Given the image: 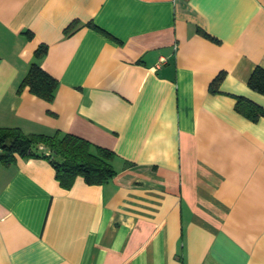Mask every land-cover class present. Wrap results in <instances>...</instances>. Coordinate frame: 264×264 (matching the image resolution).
<instances>
[{
    "label": "crops",
    "instance_id": "0c3cea01",
    "mask_svg": "<svg viewBox=\"0 0 264 264\" xmlns=\"http://www.w3.org/2000/svg\"><path fill=\"white\" fill-rule=\"evenodd\" d=\"M33 61L50 103L17 93ZM257 66L264 0H0V127L84 138L116 171L64 189L46 159L0 162V264H264V116L235 111L264 109Z\"/></svg>",
    "mask_w": 264,
    "mask_h": 264
},
{
    "label": "trees",
    "instance_id": "16d2710c",
    "mask_svg": "<svg viewBox=\"0 0 264 264\" xmlns=\"http://www.w3.org/2000/svg\"><path fill=\"white\" fill-rule=\"evenodd\" d=\"M89 26L99 30L92 24ZM71 28L72 24L67 31ZM46 51L45 46H39L34 53L35 59L43 57ZM222 79L221 74L209 84L211 93L217 92ZM247 85L251 90L264 95V68L255 67ZM57 87L58 81L43 70L37 61H33L18 85L17 93L27 89L31 94L50 103L55 97ZM235 111L251 121L264 116V109L243 97L237 98ZM15 155L25 159H46L55 171V179L64 189H70L77 177H81L88 185H101L116 174L111 165L114 154L84 138L58 131L52 135L25 134L18 128L0 127V162L8 165L14 161Z\"/></svg>",
    "mask_w": 264,
    "mask_h": 264
},
{
    "label": "built area",
    "instance_id": "2783aa9c",
    "mask_svg": "<svg viewBox=\"0 0 264 264\" xmlns=\"http://www.w3.org/2000/svg\"><path fill=\"white\" fill-rule=\"evenodd\" d=\"M165 60H164V58H159V63H163ZM40 149H42V147H40ZM46 154H48V153H46Z\"/></svg>",
    "mask_w": 264,
    "mask_h": 264
}]
</instances>
